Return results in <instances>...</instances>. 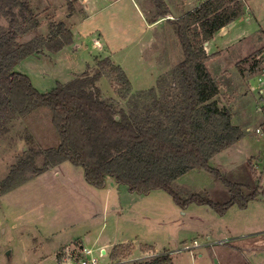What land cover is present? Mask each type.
I'll use <instances>...</instances> for the list:
<instances>
[{
	"label": "rangeland",
	"instance_id": "1",
	"mask_svg": "<svg viewBox=\"0 0 264 264\" xmlns=\"http://www.w3.org/2000/svg\"><path fill=\"white\" fill-rule=\"evenodd\" d=\"M28 1L40 15L41 35L49 34L50 21L65 23L74 35V43L61 52L31 56L15 68L41 93L109 58L124 70L137 95L154 88L184 59L166 19L150 26L151 0H72V17L66 0ZM205 1L166 0L169 18H180ZM244 1L245 21L216 38L221 55L207 64L221 87L220 107L231 109L232 123L244 137L210 165L231 182L262 193L264 0ZM98 85L105 99L122 101L116 80L105 77ZM58 142L45 109L15 121L10 134L0 139V183L22 152ZM176 191L183 199L196 193L220 204L230 199L229 189L205 170L181 177ZM262 197L244 210L232 206L224 215L196 204L182 209L164 190L138 195L112 178L103 189L95 188L86 182L83 168L66 162L0 196V264H78L79 239L101 264H141L155 251L173 252L175 264H264ZM103 245L108 246L105 255ZM116 253L119 257L112 258Z\"/></svg>",
	"mask_w": 264,
	"mask_h": 264
},
{
	"label": "trees",
	"instance_id": "2",
	"mask_svg": "<svg viewBox=\"0 0 264 264\" xmlns=\"http://www.w3.org/2000/svg\"><path fill=\"white\" fill-rule=\"evenodd\" d=\"M66 1L72 17L73 1ZM151 1L150 22L168 21L184 59L154 88L134 95L124 70L109 58L97 60L94 67L50 92H39L15 68L31 56L71 46L73 32L63 22L50 21L49 34L41 35L40 15L28 0H0V139L10 134L15 121L41 109L50 113L59 138L56 146L22 152L0 183V196L68 162L83 168L86 182L95 188L103 189L112 178L138 195L164 190L182 209L196 204L224 215L232 206L244 210L263 198L264 192L231 182L210 165L244 137L232 123L231 109L219 105L221 87L207 66L215 56L205 49L216 33L239 17L240 0H208L177 19L169 18L166 0ZM105 77L116 80L125 106L103 97L98 84ZM194 170H205L226 186L229 201L220 204L197 193L183 199L176 191L177 181ZM116 257L118 253L112 255ZM141 264L175 262L164 252Z\"/></svg>",
	"mask_w": 264,
	"mask_h": 264
},
{
	"label": "crops",
	"instance_id": "3",
	"mask_svg": "<svg viewBox=\"0 0 264 264\" xmlns=\"http://www.w3.org/2000/svg\"><path fill=\"white\" fill-rule=\"evenodd\" d=\"M91 0H89V2H90ZM208 1V0H207ZM206 2V1H205ZM240 3L242 4V11H241V14L239 15V17L235 20V21H233L231 24H229V25H227L226 27H224L223 29H221L218 33H216L215 35H214V37L209 41V42H207L206 43V51H207V53L209 54V55H211V56H215L213 59H211L210 61H209V63H211V62H213L216 58H218V57H220V55H221V52L222 51H220L219 50V48L217 47V45H216V38L217 37H221V35L222 34H225L226 33V31L230 28V27H232L233 25H235L236 23H237V21H239V23H243L245 20H243L244 19V14L246 13V3H245V1L244 0H240ZM243 3H245V5L243 6ZM197 8V7H196ZM193 11V10H192ZM161 23H163V20H160V21H158V22H156V23H151L150 22V26H155V25H158V24H161ZM98 45L100 46V43H98ZM208 46V47H207ZM254 50V49H253ZM213 60V61H212ZM221 72H224V71H222V70H220L218 73H221ZM248 72V71H247ZM247 72H246V74H247ZM263 91H261V93H262ZM79 241L81 242L80 243V247H81V250L83 249V248H85L86 246L84 245V242L81 240V239H79ZM97 242H99L98 240H96ZM124 244H127V243H124ZM119 245H122V244H119ZM115 246H117V245H115ZM107 245H103L102 246V254H106L107 253V251H106V249H107ZM88 248V247H87ZM152 251V250H151ZM165 251H168V250H165ZM164 251H160V252H156L155 251V254H151V256L152 257H155V256H157V255H160V254H162ZM172 255H173V252H170ZM150 255H148L147 257H149ZM151 256H150V258H151ZM147 257H145V258H147Z\"/></svg>",
	"mask_w": 264,
	"mask_h": 264
},
{
	"label": "built area",
	"instance_id": "4",
	"mask_svg": "<svg viewBox=\"0 0 264 264\" xmlns=\"http://www.w3.org/2000/svg\"><path fill=\"white\" fill-rule=\"evenodd\" d=\"M259 83L260 85H264L263 79L260 78ZM76 261L78 262V264H101L100 259L97 258L94 255L93 250L89 248H83L81 257L77 258ZM111 264H122V263L111 262Z\"/></svg>",
	"mask_w": 264,
	"mask_h": 264
}]
</instances>
